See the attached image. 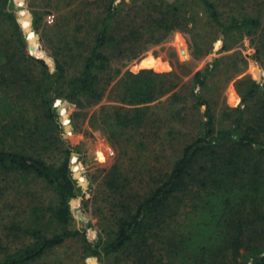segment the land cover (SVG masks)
Returning <instances> with one entry per match:
<instances>
[{"label":"trees","instance_id":"16d2710c","mask_svg":"<svg viewBox=\"0 0 264 264\" xmlns=\"http://www.w3.org/2000/svg\"><path fill=\"white\" fill-rule=\"evenodd\" d=\"M198 1L210 26L222 35L221 51L232 48L230 40L234 33L240 37L252 36L261 27L263 40L262 15L225 16L214 0ZM25 3L26 0H0V86L5 89L20 86L21 101L25 103L29 98L31 103L45 108L40 120L49 128L62 127L56 110L63 103L60 99L77 106H82L83 100L100 101L101 75L111 66L107 47L127 45L123 53L129 52L134 58L138 52L133 49L135 44H130L135 40L130 39L134 34L116 37L119 4L112 0L98 27L94 45L83 57L80 72L68 78L60 48L49 53L44 46L38 49L28 44L19 17L29 13L31 20L25 21L24 26L32 25L38 31L43 15ZM186 9L176 4L160 8L159 15L152 19L154 30L192 31L189 26L196 24L198 13L193 15ZM28 34L30 40L35 39L33 31ZM76 43L80 44L76 39L69 41L62 49L69 50ZM220 63L222 58H216L194 74V84L201 90L193 92V96L196 107L204 106L203 118L197 134L157 185L143 195L137 192L135 197L129 191L131 179L122 177L116 166L113 170L116 172L109 173L107 186L124 201L121 212L111 221L114 229L107 238L98 232L94 236V227L83 217L80 227L70 228L77 210L72 206L81 202L84 195L77 181H85L75 159L72 169L77 180L73 178L70 159L74 150L70 146L62 148L65 159L61 164H48L14 145H0V171L32 174L52 187L58 199L53 216L62 225L61 230L50 236L38 228L23 229L26 233L33 230V239L18 251L9 252L0 243V251L4 252L0 264L34 263L71 240L81 242L82 259L89 264L93 261L99 264L104 258H113L117 264H264V84L261 80H251L242 90L240 104L222 113L231 116L226 117L227 123L226 118L222 123L212 99L203 94ZM152 74L150 70L126 71L117 82L119 101L124 105L98 115L99 120L105 125L124 128L142 125L147 115L146 105L156 99L162 86ZM239 83L242 86L243 81ZM175 86L173 83L170 89ZM4 100V97L0 99V111L8 114L9 120L0 122V131L3 140L9 142L24 127L25 117L22 112H15L16 103L13 107ZM67 112L63 106L60 116L64 118ZM69 120L63 119V125H68Z\"/></svg>","mask_w":264,"mask_h":264},{"label":"rangeland","instance_id":"374dc122","mask_svg":"<svg viewBox=\"0 0 264 264\" xmlns=\"http://www.w3.org/2000/svg\"><path fill=\"white\" fill-rule=\"evenodd\" d=\"M111 1L26 0L27 7L43 15L39 30H31L38 37L33 45L38 49L44 46L49 53H55V49L60 48L59 55L66 62L68 78L78 74L83 57L94 45L98 27ZM214 1L225 16L262 15L264 18V0ZM116 2L119 4L118 28L114 33L119 38L122 34H134V38L130 39L137 40H131L130 44H135L133 49L138 52L133 58L132 54L128 55L129 52H126L128 56L123 53L127 45L107 47L111 66L108 72L101 75L103 98L100 101L83 100L82 106H77L60 99L69 103L66 108L72 130L65 131L59 113L57 117L62 127L49 128L39 118L45 108L41 104L37 106L31 103L29 98L25 103L21 101L19 96L23 88L20 86L9 89L0 86V99L4 97L5 103L13 107L16 103L18 108L15 112H22L25 117L24 127L9 142L3 140L0 131V145H14L19 151L35 154L48 164H61L65 159L62 148L70 146L74 150L70 159L73 178L77 180L71 168L75 159L79 171L88 182L81 202L72 206L77 210L74 211L70 228L80 227L83 217L94 227V236L98 232L105 238L114 229L111 221L115 220L114 215L121 212L120 206L124 201L106 184L109 173L116 172L113 171L114 167H118L122 177L131 179L129 191L134 196L137 192L143 195L164 178L185 145L197 134L204 111V106L196 107L193 96V92L201 90L194 84L197 71L204 70L216 58H222L217 74L213 75L215 77L210 80L209 87L203 89V94L212 99L222 123L226 117L231 118L222 113L234 110L240 104L242 90L251 80H261L264 84V36L261 40V27L252 36L244 34L240 37L234 33L230 40L232 48L223 52L222 35L210 26L198 0ZM169 4L183 5L185 9L188 7L193 15L198 13L196 24L189 26L192 31L179 28L167 32L154 30L156 26L152 19L159 15L160 8H166ZM25 21L29 20L19 17L23 34L30 45L29 34L24 30ZM75 39L80 44L76 43L69 50L62 49ZM239 68L242 72H239ZM128 70L133 73L150 70L155 82L162 86L157 90L156 99L146 105L147 115L142 125L135 129L105 125L98 115L124 105L119 101L117 82ZM240 80L243 81L242 86ZM173 83L176 86L170 89ZM22 96L25 97L24 94ZM8 117V114L0 111V122L6 123ZM57 206V193L42 179L32 174L0 171V243L9 252H14L32 242L33 230L26 233L25 228H38L48 236L58 232L62 225L53 216ZM78 212L82 215H78ZM80 245L78 240L68 241L31 264H89L82 259ZM3 253L1 250L0 258L4 256ZM99 264L117 263L113 258H104Z\"/></svg>","mask_w":264,"mask_h":264},{"label":"water","instance_id":"95a60500","mask_svg":"<svg viewBox=\"0 0 264 264\" xmlns=\"http://www.w3.org/2000/svg\"><path fill=\"white\" fill-rule=\"evenodd\" d=\"M18 8L19 9H22V7H20V6ZM22 18L23 19H28L29 21L31 20V17H30V14L29 13L27 15H25L24 17H22ZM32 29H33L32 28V25H29V27H25L24 28L25 32H29ZM37 39H38V37L35 36V39L33 38V39L29 40L30 45L32 47H34V48H35V46L33 45V43H35L37 41ZM68 105H69L68 102H63L61 105H59L58 107H56V110L59 113V115H60V111L63 108V106L67 107ZM69 117H70V115L69 114H66V115H64V118L60 116V120L62 121L63 119H66V118L70 119ZM64 129H65L66 132L67 131H70V130L73 129V125L71 123H69L68 125H64ZM71 168H72V165H71ZM74 177L76 178V176H74ZM77 183H78V186L81 187L82 192L85 193L87 191V189H88V182L86 180L85 181H79L78 180ZM93 264H96L95 261H93Z\"/></svg>","mask_w":264,"mask_h":264}]
</instances>
